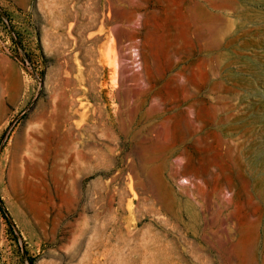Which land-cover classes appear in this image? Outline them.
<instances>
[{
	"label": "rangeland",
	"instance_id": "1",
	"mask_svg": "<svg viewBox=\"0 0 264 264\" xmlns=\"http://www.w3.org/2000/svg\"><path fill=\"white\" fill-rule=\"evenodd\" d=\"M0 13V264H264V0Z\"/></svg>",
	"mask_w": 264,
	"mask_h": 264
},
{
	"label": "crops",
	"instance_id": "2",
	"mask_svg": "<svg viewBox=\"0 0 264 264\" xmlns=\"http://www.w3.org/2000/svg\"><path fill=\"white\" fill-rule=\"evenodd\" d=\"M8 6L10 8V4ZM14 18H15V22L17 23V27L19 29H21V30L26 29L28 31L30 30L29 27H27L24 24L22 18L19 15L15 14ZM92 34H93V36L91 37L90 42L97 44L99 46V48H101V45H103L106 42V38H105L106 30L105 29L102 30L101 25L99 23L96 26V28L93 30Z\"/></svg>",
	"mask_w": 264,
	"mask_h": 264
},
{
	"label": "built area",
	"instance_id": "3",
	"mask_svg": "<svg viewBox=\"0 0 264 264\" xmlns=\"http://www.w3.org/2000/svg\"><path fill=\"white\" fill-rule=\"evenodd\" d=\"M0 17H1L3 29L6 30V32L11 33L12 27L9 17L4 15L3 13L2 14L0 13Z\"/></svg>",
	"mask_w": 264,
	"mask_h": 264
},
{
	"label": "bare ground",
	"instance_id": "4",
	"mask_svg": "<svg viewBox=\"0 0 264 264\" xmlns=\"http://www.w3.org/2000/svg\"><path fill=\"white\" fill-rule=\"evenodd\" d=\"M215 1V0H214ZM222 3H224V1H222ZM221 3V4H222ZM217 7V6H216ZM221 9V8H220ZM262 25V24H261ZM210 29V28H209ZM210 31V30H209ZM212 32H214V31H212ZM217 34V33H216ZM211 35H213V34H211ZM209 36H210V34H209ZM213 37V36H212ZM214 39V38H213ZM211 41V40H210ZM208 42V41H207ZM213 43H214V41H212ZM209 43V42H208ZM212 44V43H211ZM216 44V43H215ZM209 47H211V46H209ZM214 49V48H213ZM209 50V49H208Z\"/></svg>",
	"mask_w": 264,
	"mask_h": 264
}]
</instances>
